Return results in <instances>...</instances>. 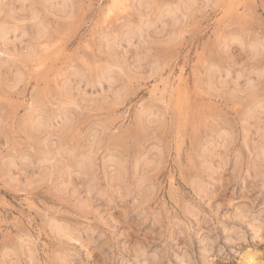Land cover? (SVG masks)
Returning a JSON list of instances; mask_svg holds the SVG:
<instances>
[{
  "label": "rangeland",
  "instance_id": "374dc122",
  "mask_svg": "<svg viewBox=\"0 0 264 264\" xmlns=\"http://www.w3.org/2000/svg\"><path fill=\"white\" fill-rule=\"evenodd\" d=\"M0 264H264V0H0Z\"/></svg>",
  "mask_w": 264,
  "mask_h": 264
},
{
  "label": "bare ground",
  "instance_id": "6f19581e",
  "mask_svg": "<svg viewBox=\"0 0 264 264\" xmlns=\"http://www.w3.org/2000/svg\"><path fill=\"white\" fill-rule=\"evenodd\" d=\"M128 0H123V3H126ZM249 260V259H248Z\"/></svg>",
  "mask_w": 264,
  "mask_h": 264
}]
</instances>
